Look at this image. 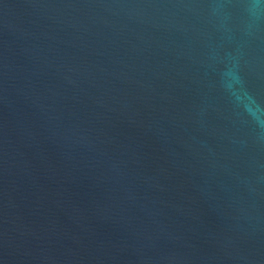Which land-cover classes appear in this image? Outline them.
<instances>
[{
    "label": "water",
    "instance_id": "95a60500",
    "mask_svg": "<svg viewBox=\"0 0 264 264\" xmlns=\"http://www.w3.org/2000/svg\"><path fill=\"white\" fill-rule=\"evenodd\" d=\"M0 264H264V0H0Z\"/></svg>",
    "mask_w": 264,
    "mask_h": 264
}]
</instances>
